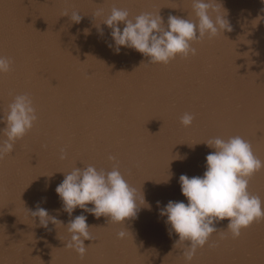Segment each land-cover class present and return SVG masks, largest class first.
<instances>
[{
    "label": "bare ground",
    "instance_id": "obj_1",
    "mask_svg": "<svg viewBox=\"0 0 264 264\" xmlns=\"http://www.w3.org/2000/svg\"><path fill=\"white\" fill-rule=\"evenodd\" d=\"M192 3L0 0V56L12 61L0 74V120L15 95L25 93L38 116L0 159V264H264V219L236 239L228 219L220 221L219 232L186 262L182 245L174 247L178 234L159 214L169 201L188 203L179 177L203 176L206 156L215 151L209 139L239 135L264 161V0H217L232 30L193 42L195 55L168 65L123 46L116 53L102 23L113 7L127 9L129 18L160 11L165 26L169 15L195 22ZM98 9L104 14L93 17ZM72 11L80 23L64 16ZM185 113L195 117L191 126L181 124ZM5 127L0 122V142ZM116 163L140 204L137 217L125 221L124 238L117 236L123 225L107 217L80 208L69 217L56 193L73 168L111 171ZM248 190L264 202V168ZM37 205L62 224L39 226L27 211ZM81 214L94 237L84 242L83 259L65 247L67 224Z\"/></svg>",
    "mask_w": 264,
    "mask_h": 264
},
{
    "label": "clouds",
    "instance_id": "obj_2",
    "mask_svg": "<svg viewBox=\"0 0 264 264\" xmlns=\"http://www.w3.org/2000/svg\"><path fill=\"white\" fill-rule=\"evenodd\" d=\"M192 7L197 17L195 22L169 15L165 26L160 11L142 12L129 18L127 9L113 7L102 23L111 29L116 53L123 46L148 57L149 63L168 65L177 56L188 58L190 54L195 55L193 42L205 36L211 39L225 30H232L225 15L219 13L217 0H193ZM103 14L104 10L98 9L93 17ZM64 16H70L75 23H80L82 19L78 11H72L70 15L65 12ZM120 24L124 25L122 31L118 26ZM11 64L10 58L0 56V74L9 72ZM194 118L193 114L185 113L181 117V124L191 126ZM37 120L31 97L26 93L15 95L6 116L0 120L6 123L2 132L7 137L0 142V159L12 153L15 142L23 139ZM205 143L215 151L206 156L203 176L189 178L182 174L179 177L181 193L188 203L169 201L159 213L167 217L166 224L178 234L179 239L174 247L182 245L181 255L186 262L193 260L197 250L208 243L212 233L219 232L216 225L220 221L228 219L227 230L236 239L243 229L264 219V202L248 190L251 177L264 168V161L254 154L250 142L237 135L227 140L215 137ZM61 153L60 159H66L64 150ZM109 159L116 160L114 156ZM56 193L69 217L76 208H80L97 219L104 216L109 218V222L122 224L124 230L117 233L118 238L126 236L128 230L125 221L136 218L140 209L137 191L124 178L118 163L113 165L111 171L97 169L93 165L75 167L65 174ZM139 199L145 202L143 195ZM89 204L94 207H88ZM157 204L159 206V202ZM27 211L31 217H38L39 226L45 229L50 221L55 226L62 224L38 205L35 211ZM86 221L87 217L81 214L67 224L71 235L65 247L75 250L81 259L87 251L84 242L94 239Z\"/></svg>",
    "mask_w": 264,
    "mask_h": 264
}]
</instances>
